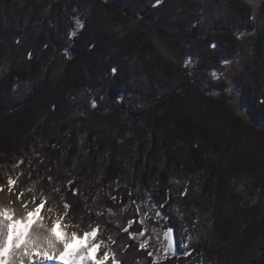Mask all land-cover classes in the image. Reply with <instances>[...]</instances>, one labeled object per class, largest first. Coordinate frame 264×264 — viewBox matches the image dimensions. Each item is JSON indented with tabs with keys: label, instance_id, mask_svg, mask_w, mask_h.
Returning <instances> with one entry per match:
<instances>
[{
	"label": "trees",
	"instance_id": "1",
	"mask_svg": "<svg viewBox=\"0 0 264 264\" xmlns=\"http://www.w3.org/2000/svg\"><path fill=\"white\" fill-rule=\"evenodd\" d=\"M153 2L0 0V164L31 145L36 194L56 213L68 203L72 225H98L119 264H264V25L243 0ZM151 14L168 15L169 28ZM254 31L235 79L248 122L210 94L206 74ZM188 60L204 73L192 75ZM145 195L177 240L174 207L184 215L179 255L157 261L130 238L144 230Z\"/></svg>",
	"mask_w": 264,
	"mask_h": 264
},
{
	"label": "rangeland",
	"instance_id": "2",
	"mask_svg": "<svg viewBox=\"0 0 264 264\" xmlns=\"http://www.w3.org/2000/svg\"><path fill=\"white\" fill-rule=\"evenodd\" d=\"M243 3L246 5L248 10L252 14V19L257 27H262L264 25V0H243ZM135 5H139V2L133 3ZM132 6V5H131ZM139 7V6H137ZM151 16L155 17L157 19V22L160 23L159 25L163 26L165 29L169 28V18L168 15L162 14V16H155V14H151ZM152 17V18H153ZM209 16L204 18V21L207 20ZM168 19V21H167ZM75 25L77 27V22L79 24L83 23L80 21V18H75ZM156 22V23H157ZM151 24L150 19H147V21H143L141 25L145 24ZM153 26V23L151 24ZM244 38L241 41L240 45V51L239 53L231 60H223L221 61L220 65L218 66L217 70L215 72L217 73L216 76L213 75V71H210L206 74V77L208 78L206 87H210L214 89L215 91L210 92L213 96L217 98L227 97L229 99V103L232 107V109L237 113L242 119L245 121L250 122L251 116L247 110L243 107V98L240 89L235 86V79L236 77L244 71V68L246 64L250 61L251 57L253 56V41L256 39V33L254 32H246L244 35ZM188 70L192 75H200L204 73V70L199 71L196 70L195 62L193 60L187 61ZM200 73V74H199ZM33 148L31 145L28 146L27 149H22V153H11L9 156H6V160L0 164V190L2 191V185L4 184L3 181V171L9 172L11 176V180L14 182L11 185V198L16 200H25L27 203L32 204L33 198L35 197V203H39L41 199L44 198L42 195H37L35 191V180H33L30 177V171L34 167L30 166L29 157L35 155L33 152ZM4 157V156H3ZM23 163H19V162ZM20 165L23 166V170H26L28 174H26L24 177L20 176ZM174 182L177 184H180V181L178 179H175ZM0 191V192H1ZM237 192L241 193V196L243 197V200H253L254 203H256V199L253 198L251 193L249 192L247 187L244 186H238ZM23 193L22 198H18L19 194ZM236 199V196L234 197ZM139 213H140V222L144 226L143 235H136L135 238L138 240L141 244H145L149 250H151L152 255L157 261H161L166 259L168 256H172L171 252L168 251L167 245L168 240L164 237V222H162V219L167 220L166 217H163L160 210L154 205V203L150 200V197L148 195L144 196L143 201H137ZM32 205L30 206V208ZM52 208L54 211L51 213V215H55L56 211L54 208V204L52 201H49L47 199V204L45 206V209L42 210L43 215H48L47 209ZM174 210L176 212V215L179 218V225H178V233L179 238L181 236H185L186 234V247L189 245L190 240V234L188 233V227L187 223L184 220V215L181 213V211L178 209L177 206L174 207ZM152 219L159 222L157 225H154L152 222ZM72 225V224H71ZM72 231L82 233L83 230L80 226L76 227V225H72L69 227ZM102 232V230L99 228V232L97 234L96 240H99V235ZM176 237L175 231L173 233ZM177 240V238H176ZM177 246H178V253L179 252V244L177 240ZM109 250L108 245L104 242V246H102L99 249V254L103 255L106 251ZM205 254V249L203 247L199 248L197 252L194 253L196 257H201ZM107 264H113L112 259L110 258Z\"/></svg>",
	"mask_w": 264,
	"mask_h": 264
},
{
	"label": "snow or ice",
	"instance_id": "3",
	"mask_svg": "<svg viewBox=\"0 0 264 264\" xmlns=\"http://www.w3.org/2000/svg\"><path fill=\"white\" fill-rule=\"evenodd\" d=\"M162 2L163 0H154L152 7H159ZM77 27L82 28L83 25L77 22ZM69 35L74 37L76 30L74 29ZM211 47L215 48V43H212ZM116 71L115 67L111 69L113 75ZM213 75L216 76L217 73L213 71ZM259 102L264 103V98H261ZM92 106L96 107L95 100ZM8 183L12 185L14 182L10 179ZM72 192L76 195L78 190L73 189ZM22 196L23 193H20L18 198ZM47 199L44 197L37 204L34 197L31 208L27 202H23L24 212L19 216L11 208H0V264H107L110 258L113 264H119L111 249L103 255L99 254L104 241L96 240L99 232L98 225L82 233L68 231V228L72 226L70 221L66 220L70 208L68 203H64L63 213H56L53 216L51 213L54 210L48 208V215L41 214ZM132 223L133 221L130 220L128 227H131ZM76 227L79 226L76 225ZM124 231H128V228ZM173 233L174 229L169 226L164 231V237L169 241L168 251L175 254L171 242ZM138 234L143 235V232L133 231L129 236L134 239ZM145 247V244L140 245L141 249Z\"/></svg>",
	"mask_w": 264,
	"mask_h": 264
},
{
	"label": "bare ground",
	"instance_id": "4",
	"mask_svg": "<svg viewBox=\"0 0 264 264\" xmlns=\"http://www.w3.org/2000/svg\"><path fill=\"white\" fill-rule=\"evenodd\" d=\"M11 179V176L9 172L3 171V181L4 184L2 185V191L0 192V208H11L17 216L21 215L24 212V208L22 206L23 202H26L25 200L22 201H14V199L11 198V185H9L8 181ZM31 202L28 203V206L30 208ZM68 231H72L70 228H68ZM179 243V239H178ZM187 248V247H186Z\"/></svg>",
	"mask_w": 264,
	"mask_h": 264
},
{
	"label": "built area",
	"instance_id": "5",
	"mask_svg": "<svg viewBox=\"0 0 264 264\" xmlns=\"http://www.w3.org/2000/svg\"><path fill=\"white\" fill-rule=\"evenodd\" d=\"M187 234L185 236H181L179 238V247L181 250L185 249L186 248V239H187Z\"/></svg>",
	"mask_w": 264,
	"mask_h": 264
},
{
	"label": "water",
	"instance_id": "6",
	"mask_svg": "<svg viewBox=\"0 0 264 264\" xmlns=\"http://www.w3.org/2000/svg\"><path fill=\"white\" fill-rule=\"evenodd\" d=\"M172 244H173V251L175 252V254H173V252H171L172 255H177L178 253V246H177V240H176V237L175 235L173 234V237H172ZM169 243V241H168Z\"/></svg>",
	"mask_w": 264,
	"mask_h": 264
}]
</instances>
